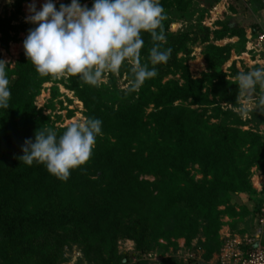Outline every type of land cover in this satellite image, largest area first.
I'll use <instances>...</instances> for the list:
<instances>
[{
	"label": "trees",
	"instance_id": "trees-1",
	"mask_svg": "<svg viewBox=\"0 0 264 264\" xmlns=\"http://www.w3.org/2000/svg\"><path fill=\"white\" fill-rule=\"evenodd\" d=\"M23 1L14 0L10 15L0 18L4 47L15 38L11 30L34 24L11 23L21 12ZM159 2L163 8L176 4L180 10L187 5V0ZM217 23L222 24L219 30L199 25L190 32L201 42L208 41L211 34L214 38L237 36V43L206 46V51L216 49L220 57L225 52L221 62L234 46L244 47L246 38L243 28L223 20ZM251 23L254 32L261 28ZM166 29L164 26L165 36ZM187 35L179 34L180 40H176L183 49ZM141 37L140 62L149 70L155 67L158 74L146 79L138 91L129 90L134 80L130 72L131 82L124 90L113 84L92 86L78 76L60 79L82 101L86 119L102 121V134L96 136L91 158L70 170L67 181L50 174L45 164L34 161L29 166L20 159L25 141L35 142L37 131L51 128L57 139L66 131L68 125L54 126L49 115L34 104L42 83L53 78L41 77L27 56H22L14 69L5 67L11 96L9 107L0 108V264H59L63 245L74 242L81 245L89 262L146 264L141 259L128 263L126 253L117 254V237L132 238L142 253L153 247L159 228L166 230L167 237L185 235L188 243L201 225L205 238L197 244L204 249L202 258L207 261L222 244L217 232L221 214L241 218L250 214L245 206L235 210L230 195L254 191L249 170L253 164L264 170V138L242 130L240 115L220 104L238 105L237 82L226 79L219 63L211 58L210 69L215 71L193 78L188 66L176 61L179 46L172 49L166 64L152 65L149 55L154 42L150 33L142 32ZM235 68L232 63L230 70L238 75ZM177 71L181 82L177 78L163 81L164 75ZM50 90L47 106L53 107L52 98L58 91L56 86ZM195 163L203 176L198 180L188 169ZM135 170L159 176V192L145 189ZM221 205L224 207L219 209Z\"/></svg>",
	"mask_w": 264,
	"mask_h": 264
},
{
	"label": "clouds",
	"instance_id": "clouds-1",
	"mask_svg": "<svg viewBox=\"0 0 264 264\" xmlns=\"http://www.w3.org/2000/svg\"><path fill=\"white\" fill-rule=\"evenodd\" d=\"M220 1L212 3L210 9ZM29 12L32 15L28 19L38 26L29 31L23 47L41 77L59 80L78 76L84 83L99 86L104 82L105 73L119 75L124 62L129 61L134 74L129 90L138 91L146 79L158 74L155 67L149 70L140 62L144 45L141 33H150L154 42L149 55L152 65L166 64L172 53L171 48L161 50L166 42L163 21L167 16L159 0H94L91 9L81 6L78 0H71L68 6L61 4L59 10L48 0L39 11L35 3L29 5ZM259 26L255 32L249 27L253 35L264 30ZM244 31L245 52L242 53L253 62L250 57L254 52L246 50L247 29ZM5 67L6 62L0 60V108L7 109L11 92ZM237 85L241 94L249 98L254 96L257 85L264 90V66L239 73ZM259 106L264 107V95L259 98ZM101 124L99 119L72 122L59 139L51 128L39 130L35 142L25 141L20 159L29 166L34 161L45 164L50 174L67 181L70 170L91 158L96 136L102 134Z\"/></svg>",
	"mask_w": 264,
	"mask_h": 264
},
{
	"label": "rangeland",
	"instance_id": "rangeland-1",
	"mask_svg": "<svg viewBox=\"0 0 264 264\" xmlns=\"http://www.w3.org/2000/svg\"><path fill=\"white\" fill-rule=\"evenodd\" d=\"M215 1L218 0H187V5L183 10H180L176 4L164 8V14L167 16V19L163 21V27L167 26V29L165 30L166 42L162 44L163 46L161 47V50L163 51L167 48L174 50L179 46L180 48L176 52V61L177 63L186 64L190 75L193 78H201L203 72L215 71L213 68L210 69L209 59L211 58L212 62H217L216 64L219 63V68L226 74V79L232 82H237L238 75L235 73V70H230L232 63L235 64V69L238 72L247 73L255 68V64L259 66L258 68L264 66V56L260 54L257 58V54L253 53L250 57V60L253 61L251 62L247 60L248 57L245 53H242L245 52L244 47L238 45L237 47L234 46L231 48L228 56L220 62L221 57L225 55V52H222V56L220 57L218 56V53H215L216 49L213 53L211 49L209 51L207 50V52L206 46L212 44L219 48L226 46L227 44L237 43V36L229 37L224 35L220 38H214L211 34L208 41L201 42L197 37L194 39L193 32L191 33L190 31L194 29L196 30L199 25H204L203 23H206L204 26L209 25L208 27L211 30H219L221 29L222 24L217 22L220 20H223V23L225 24L230 23L231 26L234 25L235 27H241L247 30L252 25L251 22L259 23L264 28V0H219L220 2L217 7V20L211 19L212 17L210 15V10L212 9H210V6ZM13 2L14 0H0V18L5 15H10L13 10ZM46 2H48V0L23 1L21 12L17 14V17H15L11 23L14 25L19 23L27 24V22L30 21L28 17L32 15V13L29 12V5L35 3L36 10L39 11L42 10V6ZM78 2L81 6H86L89 9H91L94 4V0H78ZM52 3H54L56 9L59 10L61 4L68 6L71 4V0H52ZM37 26V24L25 26V28L17 32L11 30L10 33L11 35H15V38L8 41L6 47L0 42V60L6 62L7 68L14 69L17 61L22 56H26L23 42L27 38L29 31L34 30ZM182 33H188L185 49H183V45L182 47L179 45L178 41L176 42V40H180L178 35ZM169 40L171 45L168 42ZM167 43H169V45ZM206 53H211V55L207 56ZM131 68L132 64L129 61H125L120 69L119 75L105 73L103 75L104 82L100 85L106 86L113 84L121 90L126 89L131 82V79H129L127 74L130 72V74L134 76ZM179 76L180 71H177L175 74L168 73L164 75L163 81L168 78H177L181 82L182 79L179 78ZM64 79L65 78H63V80ZM52 86L57 87L58 94L56 97L52 98L53 107H48L47 104H50V89ZM261 95H264V90L257 85L256 92L252 98L241 94L240 91L237 106L234 107L226 102H220V104L223 108L234 109V111L240 115L244 122L238 126L242 130L256 132L264 138V107L259 106V98ZM178 102L179 101H176L175 103ZM34 104L36 105V108L42 110L44 115H49L50 121L56 127H65L72 122L83 121L86 119L84 115L85 108L82 101L77 98L73 90L66 88L60 79H51L43 82L39 94L35 96ZM191 107L200 109L199 105H191ZM150 108L151 107H148L147 111H149ZM245 108H247L248 111H243ZM211 121L216 122L217 119H211ZM188 169L190 170V175L193 176L194 179L198 180L203 177L202 173L199 171L198 164L195 163L188 167ZM249 172L250 185L254 191H236L231 193L230 204L237 211L245 206L250 214L246 215L244 218L229 214H221L219 217L220 225L217 229L220 239H222L223 236L221 230L226 225L233 230H243L246 234L249 233L251 235L257 234L264 228V225L259 223L260 207L264 203V170L259 168L256 164H253L250 167ZM134 174L138 175V181L145 183V189L152 191L153 194L159 192L157 183L159 176L149 172H138L137 170L134 171ZM153 183L157 184L154 185ZM223 207L224 206L221 205L218 208L222 209ZM157 235V238L153 241V247L142 253L135 248V241L132 238L119 235L116 240V253H126L129 258L128 263H134L139 259L145 260L146 264H159L165 261V264H185V260H189V263L191 264L198 260L205 261L202 258L204 249L197 244L199 240L203 241L205 238L202 225L199 226L197 234L194 235L188 243L185 235L167 237L168 235L166 236L165 229L161 230L159 228ZM65 247L70 249H80L81 257H79L80 261L78 264H96L94 262H89L84 258L81 245L75 242L63 245V259H61L59 264L66 261V257L64 256ZM102 251L104 256H106L104 248H102ZM148 252H152L153 254L156 253V257L148 258Z\"/></svg>",
	"mask_w": 264,
	"mask_h": 264
},
{
	"label": "built area",
	"instance_id": "built-area-1",
	"mask_svg": "<svg viewBox=\"0 0 264 264\" xmlns=\"http://www.w3.org/2000/svg\"><path fill=\"white\" fill-rule=\"evenodd\" d=\"M217 7L218 4L214 5L210 10L211 19H216L218 15ZM246 37L247 51L251 50L257 56L260 53H264V30L258 31L253 35L251 30L248 29ZM259 223L264 225V203L260 207ZM64 256L66 257V261L62 264H75L79 257H81V251L78 248L70 249L65 247ZM147 256L148 258H153L156 257V253L148 252ZM213 256L207 260L208 264H264V245L261 244L258 236L225 233L222 237V244L219 250Z\"/></svg>",
	"mask_w": 264,
	"mask_h": 264
},
{
	"label": "crops",
	"instance_id": "crops-1",
	"mask_svg": "<svg viewBox=\"0 0 264 264\" xmlns=\"http://www.w3.org/2000/svg\"><path fill=\"white\" fill-rule=\"evenodd\" d=\"M247 221V220H246ZM241 229V228H240ZM256 230V229H255ZM255 230H253V231H255ZM252 231V232H253ZM221 233H222V235H224L225 233H238V234H246V232H244V233H240V231H236V230H233L232 228H230L228 225H226V226H224L223 227V229L221 230ZM249 234V233H248ZM253 235H255V236H258L259 237V239H260V242H261V244L262 245H264L263 244V242H264V228L263 229H261L257 234H253ZM223 237V236H222ZM214 257V256H213ZM212 258V257H211ZM191 264H208V261H194L193 263H191Z\"/></svg>",
	"mask_w": 264,
	"mask_h": 264
}]
</instances>
